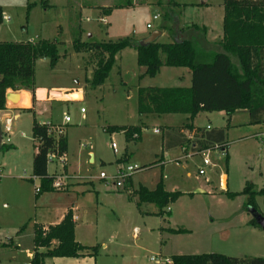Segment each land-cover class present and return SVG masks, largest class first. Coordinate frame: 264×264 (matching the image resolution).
I'll return each mask as SVG.
<instances>
[{
    "label": "rangeland",
    "instance_id": "obj_1",
    "mask_svg": "<svg viewBox=\"0 0 264 264\" xmlns=\"http://www.w3.org/2000/svg\"><path fill=\"white\" fill-rule=\"evenodd\" d=\"M43 1L0 0L3 16L10 19L9 22L0 23V42L38 39L64 42L60 51L68 54L67 58L62 59L54 70L46 60L37 62L36 83L48 87H84L92 73L86 67L83 56L73 52V33L82 31V39L87 42L150 37L165 25V13L168 11L165 1L170 0H133V6L126 8H115L124 5L126 0H48L50 7H44ZM174 1L180 5L175 9L173 7L172 16V19L177 18L178 25L190 18L194 21L203 19L200 10L185 11L186 4L199 0ZM96 2L103 7L114 8L109 13L112 15L106 17L107 24L101 22L103 8L84 9L87 4L92 6ZM221 2L224 0L211 1L214 5ZM156 15H160L161 20L154 22L153 17ZM148 24H152L153 29H147ZM168 24V27L173 28V23ZM174 38L173 31L158 40L171 43ZM135 54L131 49L122 51L120 61L101 90L86 87L84 101L61 104L62 108L55 115L58 122L63 120L64 113L72 119L66 127L69 167L86 177L73 180L92 182L94 180L88 178L98 177L102 171L111 174L115 170V162L126 153L128 161L120 165L137 164L143 168L127 179L125 185L129 190L118 192L115 189L110 194L102 193L106 195L99 198L93 195L89 208L94 213L99 201L101 209V232L94 239V246H100V254L95 264H159L151 260L155 255L170 261L174 256L213 253L237 258H264V229L248 226L256 214L252 209H246L247 197L242 194L248 184L255 185L257 191L264 189V123L252 125L250 116L244 111H238L232 118L224 112L201 113L193 124L201 128L199 131L207 127L224 129L228 145L224 156L216 150L211 152V162L217 167H206V175L196 180L198 170L195 166H203L202 157L189 159L187 168L179 167L175 161L180 151L166 156L161 148L162 137L153 133L156 123L181 127L189 122L187 116H165L160 122L144 121L146 128L137 143H128L123 132L110 133L105 130L113 126L140 123L139 86H186L175 74H170L183 71L181 68L166 67L157 79L141 80L137 76L140 69L137 68ZM77 82H80L79 85ZM8 93L16 94L13 91ZM82 98L79 93L70 96L72 100ZM82 108L87 114L81 113ZM19 116V119L12 120L10 134H6V122L0 121L3 136L0 150V264H30L34 251V230L45 218L40 201L46 193L37 197L36 188H40L41 183L30 181L35 154L32 131L34 117L24 111H20ZM82 117L88 119L83 120ZM89 152H94L96 156L95 165L89 162ZM99 158L113 163L103 168ZM161 158H164L166 165L161 164ZM49 169L53 174H60L61 164L50 163ZM223 171L228 175L227 189H223L219 180V174ZM213 172L218 173L216 179L212 177ZM162 178L166 189L192 194L183 195L170 206L171 211L167 208L159 216L160 209L155 204L136 205L139 203L136 192L141 187L155 190ZM206 185H209L208 188ZM230 194L239 195L230 197ZM65 196L60 194L59 197ZM69 199L60 198L58 203L64 204ZM256 202L264 219V197L259 195ZM180 230L187 231L178 233ZM229 231L230 236L224 238L223 235ZM134 234L138 235L137 240ZM87 237L86 241H91ZM136 244L144 249L133 253ZM52 263L51 260L47 261V264Z\"/></svg>",
    "mask_w": 264,
    "mask_h": 264
},
{
    "label": "trees",
    "instance_id": "obj_2",
    "mask_svg": "<svg viewBox=\"0 0 264 264\" xmlns=\"http://www.w3.org/2000/svg\"><path fill=\"white\" fill-rule=\"evenodd\" d=\"M133 0L115 8L133 6ZM44 7H50L49 1H43ZM161 4V3H160ZM180 5L170 0L166 4V23L162 30L179 32L180 36L187 30L204 28L192 26L177 31V18L172 19L173 7ZM223 39L218 43V52L203 53L198 46L187 37H179L171 43L158 40L147 46L140 41L126 38L115 42H84L82 31L73 33L72 48L76 55L83 56L87 68L91 69V79H86V87L99 89L106 84L111 71L117 64L118 55L125 49L137 52V62L142 70L140 79L154 78L163 67L186 68L192 75L189 88L141 87L138 91V113L140 123L136 126H116L109 129L110 133L123 132L128 143L141 140L145 120L165 115H185L188 124L182 127L163 128L162 152H169L190 144L188 130L193 132V122L201 113L224 112L232 116L237 111L247 110L250 123H264V0H224ZM113 7L106 9L109 14ZM3 12L0 8V23ZM173 23V28L168 23ZM178 34V33H176ZM64 42L57 40H37L29 42H0V111L6 110L8 91L21 90L35 92L36 63L47 60L54 70L68 54H62ZM165 58V59H163ZM59 126L33 124L34 160L33 176L40 180L39 195L54 192V176L49 174L48 155L50 153L66 155L68 139L66 131L59 137L50 135L52 129ZM185 130V131H184ZM224 129L196 133L193 144L196 152L214 149L222 150L227 144ZM161 161V160H159ZM33 182V180H30ZM139 203H151L159 207V216L165 213L184 194L167 192L163 178L154 191L141 187L136 192ZM247 197L246 209L260 214L256 198L264 197V189L257 191L255 185L248 184L242 193ZM239 194H230L235 197ZM250 225L262 228L256 218ZM186 232L180 230L178 233ZM12 245V244H11ZM100 246L87 247L76 240V224L73 214L69 212L64 220L55 226L44 228L37 225L34 230V251L30 264H45L46 259H97ZM171 264H264V258H237L224 254L180 255L172 258Z\"/></svg>",
    "mask_w": 264,
    "mask_h": 264
},
{
    "label": "crops",
    "instance_id": "obj_3",
    "mask_svg": "<svg viewBox=\"0 0 264 264\" xmlns=\"http://www.w3.org/2000/svg\"><path fill=\"white\" fill-rule=\"evenodd\" d=\"M199 1L200 2H189L188 4H186L185 11H187L189 9L200 10V12L203 16V19L194 21V20H192V18H190V20L185 21L181 25H178V22H177V24L175 26V28H176L175 31H177V29L178 30H180V29L186 30V29L191 28L192 26H196V27L201 28V29L204 28L206 31L201 32V30H197V31L196 30H187V33L183 36H180L179 32H176L178 34L175 33L174 39L179 38V37H182V38L187 37V38H190L191 40H194V42L198 46L199 51H201L203 53L218 52L219 49L217 48V45L223 39V21H224V14H225L224 7H223L224 2H221L218 5H214L213 3H211L212 0H199ZM207 1H210V2H207ZM168 3H169V1H167V2L165 1V4H168ZM93 5L91 6L90 4H87L86 6H84V9L90 8L91 10H94V8H96V9L102 10V8H103V10L101 11L103 14L101 16V22H103L104 24H107L106 17L109 18V16L112 15V14H108L106 12V8H109V7H103V5H98L97 2H96V4H93ZM165 8H166V5H165ZM5 18H6V16H3V22H9L10 21V19L7 21ZM159 20H161V16H160ZM165 22H166V20H165ZM160 32L162 33L160 38H162L168 33V30H162L161 29ZM134 34H136V33L134 32ZM146 38H148V36H143L137 40L142 41ZM34 41H36V40H34ZM82 41H84V40L82 39ZM84 42H87V41H84ZM131 50H133V49H131ZM135 53L136 54L134 55V57L136 60V65H137V68L140 69L138 66V62H137V52L135 51ZM121 54H122V52L118 55L117 62L120 61ZM165 68L166 67H163L160 70V72L157 74L156 77H154V78L144 77L141 80L145 81L147 79H149V80L157 79V77L161 75V71L165 70ZM181 69L183 71H173L170 74L171 75L175 74V77L177 79H180L182 83H186V86H180L179 88H189L192 85V75H191L189 69H186V68H181ZM138 75L140 78L142 75L141 69L138 70L137 76ZM79 83L80 82H77V85H79ZM103 87H101L99 89L101 90ZM141 87H156V86H153L152 84H147L145 86H139L138 91ZM159 88H176V87H159ZM76 93L82 94L83 98L81 100H77V101H73L72 99H70V96L73 94H76ZM16 94H17L16 101L14 103L7 101L6 110L0 111V116H1L0 121L4 120L6 122L7 119H12V120L13 119H19L20 118L19 112L24 111V112L29 113L30 115H33L34 121L36 119H38L39 120L38 122L40 124H47V125H55V126H59V127H64L65 131H66V127H68L70 123L69 124L65 123L64 118L61 122L56 121V118H57L55 116V115H57L56 111L58 109L62 108L61 104H64V103L76 104V103H80V102L84 101L86 99L87 89H86V86L76 87L73 85H67V86H59V87H54V86L48 87V86H40L37 84V89L35 90V92L21 90V91L16 92ZM242 111L247 112V114L249 115V112L247 110H242ZM236 113H234L231 116V118ZM85 114H87V111L85 112ZM65 115L66 114L64 113V117H65ZM165 116L169 117L172 115H165ZM165 116H162V117H165ZM162 117H151V118L147 119V121H153V122L155 120L159 121V120H161ZM82 119L87 120L88 118L82 117ZM42 121H46V122H42ZM188 123H190V122H188ZM33 124H34V122H33ZM184 125H186V124H184ZM134 126H136V125H134ZM113 127H116V126H113ZM165 127H173V126H170L166 123L165 124H157L156 123V125H154L153 130H158L159 133H155L154 131H153V133L155 135H160L162 137V140H163V131H164L163 128H165ZM193 127H194V130L192 133H190L188 130H186V131L184 130L185 133L188 134L190 144H191V142H193L195 134L200 133L203 130L202 129L199 131V129H201V128L196 127L194 124H193ZM11 128H12V123H11ZM109 129L110 128H107L105 130L107 132H109ZM32 130H33V128H32ZM204 130L209 132V131H213L214 129L208 130V127H207ZM217 130H220V129H217ZM67 139H68V137H67ZM33 141H34V139H33ZM34 143H35V141H34ZM190 144H187L183 147H180V148H177L174 150H170L169 152H165V154L167 156V155H171L172 152L180 151L175 162L177 163V165L179 167L183 166V167L187 168L186 164L188 163L189 159L193 160L195 157L200 156V155L195 153L196 152V150H195L196 145L195 144L192 145L194 147V149H193V148H191L192 146ZM227 145H228V143L223 148L224 152H227V149H226ZM161 146H162V141H161ZM184 147L187 148L186 152H184V150H183ZM68 151H69V145H68ZM188 154H190L192 157L186 158ZM67 155H68V153L65 155V157H66L65 169L63 170L61 167L60 172L65 171L72 178L73 177L86 178V177H82L79 174V172H77V171L75 172L74 170H70V167H69L70 164H69V159H68ZM88 157H89L90 163H93L94 165L97 163L96 162V156H95L94 152H89ZM127 157H128V154L126 153L122 158L118 159L115 162V166H116L115 170L118 168V166H121L120 164H124L126 161H128ZM164 157H165V155H164ZM33 160H34V157H33ZM99 160H100L99 164L103 168H106L107 165L113 163V162L106 161L102 158H99ZM160 162H161V164L164 163V165H166V161L164 160V158H161ZM56 164H57V162H56ZM49 165H50V163H49ZM201 166L202 165H198L195 167L199 171ZM115 170L109 175H113L116 172ZM198 171H196L197 174H195L196 180L201 179L198 176ZM49 174L51 176L55 175L50 171V169H49ZM56 174H58V172H56ZM217 175H218L217 172L216 173L213 172L212 177L216 179ZM92 178H93L92 180H94L92 182L91 181L90 182H79V181L72 180L70 182V186H69L67 191H62V192L54 191V192L46 193L45 196L43 197V199H41V201H40L41 205L44 208L43 215L45 217L43 219V223H41L40 225L43 226L44 228H48L49 226L58 225L64 220L65 216L69 212H71L73 214L74 222L76 224V240L84 246L95 247L94 246L95 245L94 239H95L96 235L99 236V234L101 232V222H100V220H101V218H100L101 217V209L98 206L100 204L99 201H97L99 203L96 206L97 209L95 210V208H94V213L92 212V208H89V207H91L89 205V203L92 204L93 195L96 194L97 198H99L101 196L104 197L106 195V194L102 195V193H104V192L105 193L108 192L110 194L111 192H115L114 191L115 189L118 190V192H120V191L123 192V191L129 190V187H127L125 185L124 189H117L113 184H106L105 181H100V180L96 179V177H92ZM31 179L33 180V182H34V180H37L38 182H40V180L35 178L34 176H32ZM219 180L221 181L223 189H227L228 175L224 171L222 172V174H219ZM95 181H97V182H95ZM226 183H227V185H226ZM84 184H86V185H84ZM105 185H107V187ZM208 186L209 185H206V188H208ZM165 189H166V186H165ZM166 191L167 192H178L177 190L168 189V188L166 189ZM129 193L133 194L130 191H129ZM182 193L184 195L192 194V192H190V193L182 192ZM36 194H37V197L40 196L38 193H36ZM60 194H64L66 196L65 197H59ZM60 198L61 199H69L70 198L69 199L70 201L66 202L64 204H59L58 199H60ZM88 198H91V199H88ZM136 205H138V204H136ZM94 206L95 205H93V207ZM146 214H150V213H146ZM104 225H105V223H104ZM248 226H250L251 228L257 229L255 226L250 225V223L248 224ZM118 229H120V228L118 227ZM161 230L165 231V229H161ZM135 231H137V229H135ZM230 234L231 233L229 231L225 235H223V237L226 238L227 236H230ZM87 236H89V239L91 238V241H86V239H88ZM134 238H136L135 240H137L138 235L134 234ZM135 246L136 247H135L133 253H136V251H138V250L144 249V247L139 245V244H136ZM104 247H106V246L104 245ZM133 256L136 257V255H133ZM49 260H51L53 262L52 264H95V261H96L95 259H93L91 257H86V258H82V259H66V258L59 259L58 258V259H46L45 264H47V261H49Z\"/></svg>",
    "mask_w": 264,
    "mask_h": 264
},
{
    "label": "built area",
    "instance_id": "obj_4",
    "mask_svg": "<svg viewBox=\"0 0 264 264\" xmlns=\"http://www.w3.org/2000/svg\"><path fill=\"white\" fill-rule=\"evenodd\" d=\"M7 21L9 19L5 18ZM160 19V15H156L153 17V21L157 22ZM147 29L151 30L153 29V25L152 24H148L147 25ZM85 109H81V113L85 114ZM64 121L65 123L69 124L72 122V119L69 115H65L64 117ZM11 123H12V119H7L6 120V134H10L11 133ZM211 128L208 127V130H210ZM65 132V128L64 127H57L56 129H52L49 134L53 135L55 137H59L60 135L64 134ZM155 133H159L158 130H154ZM191 139V138H190ZM8 142H10V140L8 139ZM113 149L115 150V152H117V147L116 145L113 144ZM191 148L194 149V147L192 146ZM196 148V147H195ZM184 152L187 151V148H183ZM213 150L219 151L223 156L225 155L224 150H222L219 146H216L214 149H209V150H204V151H199V152H195L196 154L200 155L203 159V166L200 167L199 171H198V176H205L206 175V167H217L216 164L211 162V152ZM192 156L190 154L187 155L186 158H191ZM48 161L49 163H60L62 166V169H65L66 166V157L65 155H58V154H54V153H50L48 155ZM124 165V164H123ZM119 166L118 170L113 174V175H109L106 172L102 171L100 173V175L98 177H96V179L100 180V181H105L106 184H113L117 189H124L125 188V184L127 182V179L130 178L133 174L143 170L142 167H140L139 165L135 164V165H127V166ZM73 179H79L77 177H70L65 171L61 172L60 174H55L54 175V182H53V189L55 191H67L69 186H70V182ZM88 179H93L88 178ZM40 189L36 188V193H39ZM168 211H171L170 208L168 209ZM151 260L153 262L159 263V264H171L172 261L168 260V259H163L160 255H156L153 256L151 258Z\"/></svg>",
    "mask_w": 264,
    "mask_h": 264
},
{
    "label": "water",
    "instance_id": "obj_5",
    "mask_svg": "<svg viewBox=\"0 0 264 264\" xmlns=\"http://www.w3.org/2000/svg\"><path fill=\"white\" fill-rule=\"evenodd\" d=\"M161 35H162V33L160 31H156V32L152 33L150 35V37L140 41V45L141 46H147L149 44H152V43L156 42L160 38ZM6 99H7V101L14 103L17 99V94L7 93ZM73 101H77V100H73ZM2 139H3L2 130L0 128V150H1V146H2ZM254 217L256 218L258 224H260L261 227L264 229V219L262 218V216L260 214L256 213V215Z\"/></svg>",
    "mask_w": 264,
    "mask_h": 264
}]
</instances>
